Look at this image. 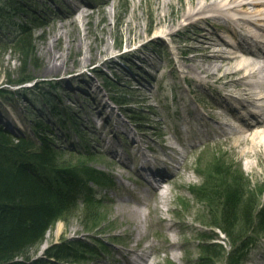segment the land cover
<instances>
[{"label": "rangeland", "instance_id": "rangeland-1", "mask_svg": "<svg viewBox=\"0 0 264 264\" xmlns=\"http://www.w3.org/2000/svg\"><path fill=\"white\" fill-rule=\"evenodd\" d=\"M80 1H86L90 6L85 8L92 11L97 10L101 0H9L5 10L0 11V128L16 137L32 138L35 123L48 125L55 135L53 143L60 154V164L74 165L76 174L84 180L88 169L107 176L100 186L87 183L95 199L101 201L95 212L99 227L88 232L94 221L76 213L48 232L44 249L40 246L35 256L45 257L48 248L61 241L73 244L87 240L92 252L85 254L78 249L85 258L81 264H128L129 249H137V254L131 255L142 263L139 256L146 259L153 246L165 243L163 234H167L181 243L180 250L153 254L157 263L202 264V239L216 235L226 250L218 264H229V239L220 230L207 226L221 222L215 212L220 199L226 196L214 194L215 202L210 203L214 206H210L209 196L201 190L210 181L208 173L222 164L216 171L225 178V184L232 185L234 179L241 178L244 189L261 208L264 165L257 167L258 159L243 157L240 149L234 150L231 128L241 127L242 122H227L220 117L225 110L217 104L226 106V100L234 101V106L237 101L230 94L236 92L223 91L221 83L214 79L195 82L186 71L193 66L189 61L194 54L192 38L200 27L205 29L202 35L220 36L235 47L238 42L250 47L243 42L250 34L238 29L231 33L230 23L218 18L189 26L182 33L180 26L188 23L181 17L189 7L185 0H170L164 10L156 9L159 0H115L114 6H107V18H101L97 10L96 15L67 25V15ZM164 13L168 18H158ZM21 25H26L34 36L36 61L25 69L27 76L36 77L27 85H35L33 88L6 83L19 79L22 73L19 55L7 42ZM77 30L79 39L71 44ZM104 43L108 49L99 51ZM54 57L58 68L51 73L47 67ZM51 83L59 89L49 92L48 98L62 110V118L70 122H59L43 102ZM3 88L10 93L1 92ZM116 95L122 96L126 104L115 102L112 96ZM109 151H116L119 158H113ZM159 166L158 179L168 181L163 184L164 190H171L169 212L162 209L154 192L159 182L150 175V169ZM211 193L212 190L210 196L214 198ZM121 201L144 203L141 207L149 212V220L142 227L136 223L129 229L126 225L119 227L134 220L121 209ZM160 217L167 219V225L176 226L168 231L157 225ZM250 236L231 263L264 264V232ZM239 244L240 241L237 247Z\"/></svg>", "mask_w": 264, "mask_h": 264}, {"label": "trees", "instance_id": "trees-1", "mask_svg": "<svg viewBox=\"0 0 264 264\" xmlns=\"http://www.w3.org/2000/svg\"><path fill=\"white\" fill-rule=\"evenodd\" d=\"M0 3V11H3L9 0ZM7 42L19 55L22 73L19 79L6 83L13 86L34 82L36 77L27 76L25 70L36 61L33 33L26 25H21L19 32ZM50 86L43 102L59 122H70L69 118H62V110L49 100V92L59 89L54 83ZM7 91L1 89V92L9 94ZM112 99L118 104H126L122 96H112ZM34 134L32 138L16 137L0 128V264H81L85 258L78 249H83L85 254L92 252L87 240H77L73 244L61 241L52 244L45 257L35 255L48 232L58 222H66L76 213L90 222L94 221L91 229L87 228L88 232L99 227L95 212H98L101 201L95 199V193L87 183L100 186L107 176L88 169L85 180L82 179L76 174L74 165L60 164V154L53 143L55 135L48 125L35 123ZM221 165L208 173L210 181L201 193L209 196L207 202L210 206H214L210 204L215 202L214 194L224 193L226 196L220 199L222 202L215 212L221 222L208 223L207 226L213 231L220 230L229 239L231 249L227 261L235 264L231 261L250 241L251 233L264 232V204L261 208L259 203L254 204L255 198L244 189L241 178L234 179L232 185L225 184V178L216 171ZM211 190L214 198L210 196ZM219 240L216 235L202 239V264H218L224 258L226 250Z\"/></svg>", "mask_w": 264, "mask_h": 264}, {"label": "bare ground", "instance_id": "bare-ground-1", "mask_svg": "<svg viewBox=\"0 0 264 264\" xmlns=\"http://www.w3.org/2000/svg\"><path fill=\"white\" fill-rule=\"evenodd\" d=\"M188 4V8L184 9L181 13L182 18H187L188 23L180 26L182 33H185L189 26L198 25L200 22H208L212 18L221 19L227 23H230L229 31L234 33V29H241L247 31L250 34V39L260 44L256 45V49L253 48V44L250 47L245 46L238 42L233 46L232 43L222 37H211L202 35L201 31H205L203 27L199 28L195 38L192 40L195 42L192 47L193 57L189 59L192 62V67L189 68L186 73L192 75L191 79L200 83L202 79H214L217 83H221L223 91L233 90L236 92V96L239 99H235V105L239 107L242 112L237 108L229 109L225 113L221 114L223 120L231 121L239 119L243 122L241 127L231 128L232 146L234 150L240 149V154L243 157L258 159L257 167L264 165V114L262 118H259L255 123H249L248 116H256L257 114L251 110L247 111L246 106L253 108L256 105H261L260 108L264 109V0H185ZM88 3L86 1H80L74 5L69 15L68 20L65 21L67 25H74L78 22V18H89L96 15V11L100 12L101 18H107V6L115 4V0H101L97 5V10L88 11L85 6ZM171 4L170 0H159L156 9H165ZM95 5V4H92ZM90 6V5H87ZM168 15L164 13L158 18H168ZM232 24V25H231ZM79 30L76 31V36L72 38L71 44H75L78 41ZM204 34V33H203ZM136 35H139L137 30ZM141 35V34H140ZM160 37V36H155ZM100 38V37H99ZM57 40V39H56ZM58 42V40L56 41ZM244 42V39H243ZM101 46L98 47L99 51L107 50L108 48ZM263 45V46H261ZM232 48V49H229ZM92 56L89 57V59ZM52 64H49L47 70L51 73L55 72L58 68L57 57L53 58ZM65 64V62H64ZM185 73V74H186ZM242 100H245L244 104ZM234 104V101H231ZM220 105V103L218 104ZM230 135V136H231ZM110 155L117 159L119 158L116 151H109ZM120 162L126 167L127 164L123 159H119ZM157 167V165L155 166ZM254 167V166H253ZM161 172V171H160ZM160 174V173H159ZM145 181L148 180L145 178ZM174 180L171 179V183ZM168 181L159 182L154 189L155 195L162 204V209L169 212V198L171 190H164L163 184ZM126 202V201H125ZM119 206L128 216L134 218V220H127L125 224H120L119 227L123 228L125 225L129 229L132 223L140 225L146 220H149V212L145 213L144 205L141 201L131 203H124L121 201ZM146 218V219H144ZM159 226H165L168 231H171L174 226L167 225V219L160 217L157 223ZM61 231V226H58L57 232ZM141 235V233H140ZM119 238V236H116ZM165 243L161 246H153L152 252L147 258L142 260L141 264H159L156 262V258L152 255H158V253L166 252L173 253L180 250L181 243L178 240L169 238L167 234H163ZM44 249V246L41 248ZM117 252V250H114ZM129 252L135 254L137 249H129ZM128 264H134L131 260H128Z\"/></svg>", "mask_w": 264, "mask_h": 264}]
</instances>
